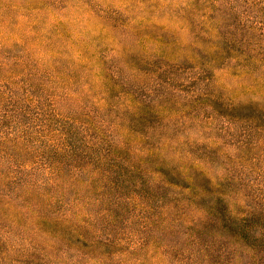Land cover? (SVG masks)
<instances>
[{
    "label": "rangeland",
    "instance_id": "374dc122",
    "mask_svg": "<svg viewBox=\"0 0 264 264\" xmlns=\"http://www.w3.org/2000/svg\"><path fill=\"white\" fill-rule=\"evenodd\" d=\"M260 238L264 0H0V264H252Z\"/></svg>",
    "mask_w": 264,
    "mask_h": 264
},
{
    "label": "trees",
    "instance_id": "16d2710c",
    "mask_svg": "<svg viewBox=\"0 0 264 264\" xmlns=\"http://www.w3.org/2000/svg\"><path fill=\"white\" fill-rule=\"evenodd\" d=\"M172 173L178 175V173H174V172H172ZM184 179L188 180V181L194 180V178L192 176L189 177L187 175L184 177ZM193 184L196 187H199L201 189H205L207 183L204 180L200 184H197L196 181L193 182ZM190 185L192 186V184H190ZM252 252H253V263L252 264H264V238H260L259 239V247L258 248H253Z\"/></svg>",
    "mask_w": 264,
    "mask_h": 264
}]
</instances>
